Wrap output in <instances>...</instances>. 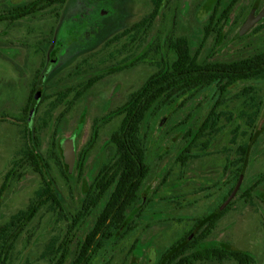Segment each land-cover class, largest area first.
I'll return each instance as SVG.
<instances>
[{
  "label": "rangeland",
  "instance_id": "374dc122",
  "mask_svg": "<svg viewBox=\"0 0 264 264\" xmlns=\"http://www.w3.org/2000/svg\"><path fill=\"white\" fill-rule=\"evenodd\" d=\"M232 1L222 0V6ZM216 2L164 0L148 32L113 40L149 14L154 0H67L58 13L52 7L12 22L4 19L9 0H0V188L15 162L34 145L26 118L18 124L13 121L16 117L4 116L23 114L30 81L39 74L43 101L32 123L39 137L37 152L48 161L43 173L54 184L63 207L58 211L44 206L16 241L6 264H47L44 253L48 245L65 236L104 165L116 155L111 136L123 118L115 114L116 109L162 62L173 60L169 40L186 36L193 51L210 61L238 59L264 49V18L240 33L254 7L256 13L264 8V0H237L227 25L211 35L206 27ZM40 53L42 66L36 72ZM140 56H145L141 62L120 69ZM116 68L82 92L90 77ZM62 93L66 98H61ZM219 96L215 86H210L171 105L156 107L148 116L142 135L151 171L141 199L129 213L135 227L110 241L92 264H156L172 243L192 230L195 219L219 209L240 179L231 209L202 245L239 248L253 255V264H264V182L253 189L252 198L243 197L264 174V80L242 81ZM213 109L219 113L218 123L200 136ZM56 134L62 151L53 145ZM71 140L76 160L84 152L87 160L65 176L63 161L66 143ZM242 144L250 148L238 178L239 165L234 163ZM186 151L195 157L184 164L179 159ZM42 177L31 165L17 168L0 199V226L31 204L43 186ZM97 213L98 209L70 235L72 258ZM196 264L238 262L200 260Z\"/></svg>",
  "mask_w": 264,
  "mask_h": 264
},
{
  "label": "trees",
  "instance_id": "16d2710c",
  "mask_svg": "<svg viewBox=\"0 0 264 264\" xmlns=\"http://www.w3.org/2000/svg\"><path fill=\"white\" fill-rule=\"evenodd\" d=\"M61 1L63 0H57L59 3ZM46 2L51 3L52 0H40L28 5L25 8V14L33 12L38 6H46ZM236 2L237 0H233L232 4L223 7L222 0H217L216 10L206 27L207 34L219 33L222 28L221 25H227L229 14ZM163 4L164 0H154L153 10L149 14L117 34L113 40H118L133 32H148L159 16ZM254 9L257 12V8L254 7ZM2 19L0 17V21ZM169 48L174 53L173 60L162 62L144 84L130 94L125 104L116 109L115 114L123 116L120 126L111 136V141L116 146V155L111 162L104 165L100 176L95 180L93 190L86 196L78 213L72 216L73 221L69 224L65 236L58 239L54 238L48 245V249L44 253L47 264H92L93 258L104 250L110 241L118 236H126L135 227L129 219V213L141 199L143 185L151 171L147 159L148 149L142 135V129L148 116L156 107L171 105L182 96L191 95L210 86H215L220 98L231 86L242 81L264 80V49L238 59L210 61L201 59L199 52L193 51L186 36L169 40ZM144 58L145 56H140L133 62L124 63L120 69L129 68L141 62ZM116 70L118 69H111L101 77L91 79L84 85L82 92L84 93L101 78ZM61 98H66L65 93L61 94ZM218 114L216 109L212 110L201 129L203 134H200V136L204 135L205 130L216 127L219 119ZM4 118L7 117L4 116ZM94 133V136L98 135L97 130ZM33 134L35 133L33 132ZM57 134L53 145L62 151V142L58 141ZM198 137L193 142L194 146L198 144ZM33 141L35 142V140ZM34 142L33 147L27 150L24 156L16 161L15 165L6 174L0 188V199L2 193L8 188L11 180L16 175L17 168L24 165H31L39 170L43 175V186L37 192V197L26 209L13 214L7 222L0 226V264L8 262L16 241L44 206L51 205L58 211L63 210L58 191L43 173V169L48 166V161L38 154L37 147L39 148V145ZM249 148L247 144L239 146V158L234 163L235 166L239 165L238 178L248 162L246 156ZM192 157L195 156L186 151L185 154L180 156L179 160L185 164ZM86 160L87 156L84 152L76 161L75 169L81 168ZM63 163L65 169L62 171L65 176H68V173L71 174L70 166L65 160ZM263 182L264 174L255 181L251 186L252 189H247L243 193V197L247 200L252 198L253 189ZM234 188L233 185L225 196V200ZM232 204L233 201L223 210L219 211L217 209L206 217L195 219L192 230L172 243L162 253L156 264H196L200 260H218L220 262L235 260L238 264H253L254 257L248 251L229 246L202 245V242L217 227L223 215L231 209ZM96 209H98V213L95 221L85 234L84 239L76 247L72 258L73 250L69 245L71 244L69 243L71 241L69 237L75 235L79 224L93 214Z\"/></svg>",
  "mask_w": 264,
  "mask_h": 264
},
{
  "label": "flooded vegetation",
  "instance_id": "af4514ba",
  "mask_svg": "<svg viewBox=\"0 0 264 264\" xmlns=\"http://www.w3.org/2000/svg\"><path fill=\"white\" fill-rule=\"evenodd\" d=\"M36 1H40V0H31L28 2H26V1L23 2L22 0H9V9L6 12L4 19L9 21V22L10 21L12 22V21L24 18L28 15H31V14L33 15L36 12H42V11L48 12V9L52 8V7H56L55 11H57V13H58L59 8H61L67 0H63L60 3L57 2V0H52L51 3L46 2V6H44V7L38 6L36 8V10H34L33 12H30L29 14H25V8L28 5H31L32 3L36 2ZM40 54L42 55V53H40ZM42 58H43V55L39 59V62H37L35 64L36 68L34 69V71L38 72L39 70H41ZM51 58H53V57L51 56ZM101 76H102V74L90 77L83 84H87L91 79H97ZM38 77H39V74H34L33 78L30 81L27 99L24 102V106L22 105L23 108L21 107L23 110V114L21 116H16V115L11 116L10 114H9L10 116L6 115L7 119H9V118L12 119V118L16 117V120L14 119L13 121L14 122L18 121L17 122L18 124L20 122H22L24 120V118H26L27 121H25V124L27 126L28 133H33V132L35 133L33 135L35 136L34 140L36 143L38 142V138H39L38 134H37V126L33 125L32 123L34 120V112L35 111L38 112L39 106L41 105V103L43 101V97H41L43 90H42V87L41 88L39 87L41 85V83L37 81Z\"/></svg>",
  "mask_w": 264,
  "mask_h": 264
},
{
  "label": "water",
  "instance_id": "95a60500",
  "mask_svg": "<svg viewBox=\"0 0 264 264\" xmlns=\"http://www.w3.org/2000/svg\"><path fill=\"white\" fill-rule=\"evenodd\" d=\"M263 18H264V8L261 11H259L258 13H256L255 9H253V11L250 13L249 17L247 18V20L243 24L240 33H244V32L249 31L259 20H261ZM65 161L70 166V171L72 172L74 170L75 164H76V154H75L73 140L68 141L66 143ZM241 180L242 179L239 180V182L237 183L236 187L233 189V191L231 192L229 197L220 206V208L218 209L219 211L223 210L232 201V199L236 196V194L240 188V185H241Z\"/></svg>",
  "mask_w": 264,
  "mask_h": 264
}]
</instances>
